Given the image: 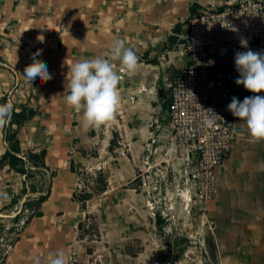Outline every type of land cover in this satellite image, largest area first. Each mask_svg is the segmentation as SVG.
Returning a JSON list of instances; mask_svg holds the SVG:
<instances>
[{
    "label": "crops",
    "instance_id": "0c3cea01",
    "mask_svg": "<svg viewBox=\"0 0 264 264\" xmlns=\"http://www.w3.org/2000/svg\"><path fill=\"white\" fill-rule=\"evenodd\" d=\"M235 1L0 0V104L4 99L12 102L13 111H32L20 126L11 119L0 128V157L8 149L5 132L17 131V156L26 161L25 169L38 170L42 179V187L31 192L24 174L8 165L0 168V226L20 217L26 200L47 193L39 213L32 214L14 237L1 264H49L58 252L68 264H140L142 253L136 261L128 259L122 245L113 254L84 231L90 218L77 197L79 172L100 132L85 128L82 111L65 100L71 66L82 58L111 59L110 47L116 38L123 39L139 57L135 74H129L119 60L112 64L121 77L122 106L133 105L131 124L124 107L128 123L123 128L126 133L137 132L136 144L143 150L139 180L144 187L152 172L157 174H144L149 169L160 172L175 165L161 154L169 152L167 133L150 130L148 123L153 119L164 122L169 83L188 62L177 52L185 21L205 7H224ZM38 50L37 58L47 64L53 77L46 82L22 76ZM233 93L240 101L254 95L235 80ZM255 95L264 96V92ZM235 119L243 134L219 167V191L204 202L201 215L210 228L211 258L207 259L211 264H264V141L253 140L244 121ZM28 153H41L42 165L30 166ZM14 197L17 202L11 204Z\"/></svg>",
    "mask_w": 264,
    "mask_h": 264
},
{
    "label": "built area",
    "instance_id": "2783aa9c",
    "mask_svg": "<svg viewBox=\"0 0 264 264\" xmlns=\"http://www.w3.org/2000/svg\"><path fill=\"white\" fill-rule=\"evenodd\" d=\"M225 21L237 31L225 28ZM241 38L247 40L251 50L264 52V0L209 6L188 17L177 49L188 62L169 83L164 122L153 119L148 123L150 130L167 133L169 151L179 148L185 185L182 191L187 201L195 198L205 202L217 195L218 169L228 158L233 142L243 134L227 109L234 96L233 82L239 75L234 55L247 50L240 47ZM21 213L16 222L2 226L0 247L5 250L0 248V264L31 214L28 209Z\"/></svg>",
    "mask_w": 264,
    "mask_h": 264
},
{
    "label": "rangeland",
    "instance_id": "374dc122",
    "mask_svg": "<svg viewBox=\"0 0 264 264\" xmlns=\"http://www.w3.org/2000/svg\"><path fill=\"white\" fill-rule=\"evenodd\" d=\"M132 106L121 104L115 121L98 128V140L89 148L87 161L79 172L77 197L89 210L90 218L89 227L84 231L109 247L108 251L113 254L122 245L128 259L136 261L142 253L140 264H211L207 259V256L211 258L210 228L201 216L204 202L195 198L187 201V194L182 191L185 185L182 166L177 164L179 148L161 152L175 165H167L160 172L149 169L144 174L149 175L151 171L157 174L152 172L150 183L144 187L139 180L143 150L136 144V130L134 134L131 129L126 133L123 128L128 123V120L124 122V115L128 117L126 111L130 124L133 123ZM28 171L29 190L33 186L41 188L40 172ZM120 176L128 178L120 180ZM154 184L157 190H153ZM159 211L162 222L158 228Z\"/></svg>",
    "mask_w": 264,
    "mask_h": 264
},
{
    "label": "clouds",
    "instance_id": "9594fccd",
    "mask_svg": "<svg viewBox=\"0 0 264 264\" xmlns=\"http://www.w3.org/2000/svg\"><path fill=\"white\" fill-rule=\"evenodd\" d=\"M225 25V28L237 31L226 21ZM42 39L43 37H40V40ZM240 47L247 50L236 52L234 55L235 70L239 74L235 84L242 85L246 91L254 95L245 97L243 101L233 96L227 109L234 117L244 121L246 131L253 140L264 141V96L255 95L264 92V52L248 48V42L244 38L240 39ZM40 54L38 50L33 55L32 62L24 69L22 76L28 81L46 82L53 78L47 64L37 58ZM110 56L111 59L101 56L92 59L82 58L71 66L65 100L75 110L82 111L85 128H99L105 123L114 122L121 107L122 97L119 88L121 77L114 70L112 61L119 60L129 74H135L139 69V57L126 47L123 39L116 38L112 41ZM13 107L11 101L0 104V128L10 122ZM49 264L68 262L64 254L58 252L51 258Z\"/></svg>",
    "mask_w": 264,
    "mask_h": 264
},
{
    "label": "trees",
    "instance_id": "16d2710c",
    "mask_svg": "<svg viewBox=\"0 0 264 264\" xmlns=\"http://www.w3.org/2000/svg\"><path fill=\"white\" fill-rule=\"evenodd\" d=\"M2 104L5 103V100L3 99L1 101ZM32 114V111H29V113H25L24 109L16 112L13 111L12 113V121L13 123H15L17 126H20L23 122H25L27 120V118ZM4 138L6 140V143L8 144V149L5 150V152L2 154V156L0 157V168L4 165H8L11 169H13L16 172H19L21 174H24L26 176V178H28V174L29 171L27 169H25V165H26V161L24 159H22L21 157L17 156V153L20 151V147H19V140L17 137V131H13V132H5ZM42 154H35V153H28V163L30 166H34L37 167L39 165H42ZM37 189L36 187H31V192H35ZM26 187L23 186L21 189V193L24 194L26 193ZM47 197V193H45L44 195H41L37 198L34 199H29L26 200L23 203V207L28 209L31 214L29 215V217L32 214H38V208L41 204V202ZM17 202V198L14 197L11 200V204H14ZM19 219V215H16L14 218V222H16ZM29 219V218H28ZM162 222V219L160 217V215H156V224L157 227H160V224ZM2 225L0 226V232L2 231ZM10 230H13V228H11Z\"/></svg>",
    "mask_w": 264,
    "mask_h": 264
}]
</instances>
